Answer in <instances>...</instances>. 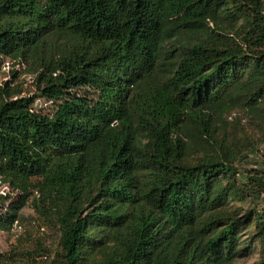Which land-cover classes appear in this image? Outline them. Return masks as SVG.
Masks as SVG:
<instances>
[{
    "label": "trees",
    "instance_id": "trees-1",
    "mask_svg": "<svg viewBox=\"0 0 264 264\" xmlns=\"http://www.w3.org/2000/svg\"><path fill=\"white\" fill-rule=\"evenodd\" d=\"M0 57L39 92L0 88V231L31 202L63 249L0 264H234L255 241L264 264V150L237 167L264 149V0H0Z\"/></svg>",
    "mask_w": 264,
    "mask_h": 264
},
{
    "label": "rangeland",
    "instance_id": "rangeland-1",
    "mask_svg": "<svg viewBox=\"0 0 264 264\" xmlns=\"http://www.w3.org/2000/svg\"><path fill=\"white\" fill-rule=\"evenodd\" d=\"M232 7H235V5ZM234 25L233 32L242 25V21L237 24L234 23ZM226 27L228 26L226 25ZM5 83H8L11 87H19L22 90L23 97L38 96L39 94L33 83L32 75L27 73L25 65L15 63L11 59L0 57V88L4 87ZM33 108L35 111L43 114H51L54 112L55 105L53 102L39 97L36 99ZM244 118L245 115L241 110H234L233 113L227 116V124L234 138L236 137L245 141L246 137L253 138L256 135V128L253 123ZM262 150H264L263 147L258 146L255 153H250L246 159L241 160L237 164L239 182H247L248 171L262 168ZM203 155L204 153L197 152L189 157L188 162L190 164H196ZM5 189L4 187H0V195L5 194ZM11 200L5 203L0 200V215L8 204H10ZM231 206L234 209L243 207L244 211L254 207L251 205L250 200L244 204L234 203ZM57 217L58 214H53L52 220H47L36 206L29 202L20 212L19 219L15 223L12 231L9 233L0 231V253L9 254L17 260H22L30 256H36L39 262L49 261L55 257L62 260V232L60 231ZM254 228L253 224H251L243 230L242 245H248L250 243V238L254 235ZM41 250L49 251L48 253L42 254V256H48V259L46 258L47 260L38 255ZM250 251L249 256L236 260L234 264H253L259 261L258 242L255 241L251 244Z\"/></svg>",
    "mask_w": 264,
    "mask_h": 264
}]
</instances>
